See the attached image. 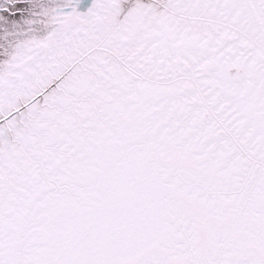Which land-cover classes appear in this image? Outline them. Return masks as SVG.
Listing matches in <instances>:
<instances>
[{
	"label": "snow or ice",
	"instance_id": "1",
	"mask_svg": "<svg viewBox=\"0 0 264 264\" xmlns=\"http://www.w3.org/2000/svg\"><path fill=\"white\" fill-rule=\"evenodd\" d=\"M0 264H264V0H4Z\"/></svg>",
	"mask_w": 264,
	"mask_h": 264
},
{
	"label": "trees",
	"instance_id": "2",
	"mask_svg": "<svg viewBox=\"0 0 264 264\" xmlns=\"http://www.w3.org/2000/svg\"><path fill=\"white\" fill-rule=\"evenodd\" d=\"M2 3L4 2V0L3 1H1ZM2 3H0V4H2Z\"/></svg>",
	"mask_w": 264,
	"mask_h": 264
},
{
	"label": "rangeland",
	"instance_id": "3",
	"mask_svg": "<svg viewBox=\"0 0 264 264\" xmlns=\"http://www.w3.org/2000/svg\"><path fill=\"white\" fill-rule=\"evenodd\" d=\"M1 1H3V0H0V3H2Z\"/></svg>",
	"mask_w": 264,
	"mask_h": 264
}]
</instances>
